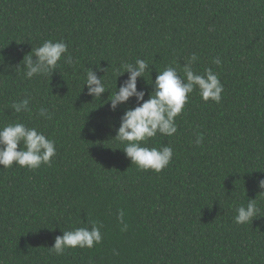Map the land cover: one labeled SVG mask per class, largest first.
<instances>
[{"label": "trees", "instance_id": "obj_1", "mask_svg": "<svg viewBox=\"0 0 264 264\" xmlns=\"http://www.w3.org/2000/svg\"><path fill=\"white\" fill-rule=\"evenodd\" d=\"M45 40H63L73 63L66 53L52 76L27 79L23 58ZM193 53L222 99L189 94L177 132L146 145L171 146L169 165L140 170L112 139L136 106L104 103L128 78L116 89L114 69L145 59L147 100L158 72L178 64L183 75ZM89 68L104 76L101 99L84 87ZM26 97L31 111L15 113ZM14 122L43 132L56 155L36 170L0 166V264H264V0H0V124ZM248 199L260 212L237 224ZM93 225L103 239L92 248H48Z\"/></svg>", "mask_w": 264, "mask_h": 264}, {"label": "clouds", "instance_id": "obj_2", "mask_svg": "<svg viewBox=\"0 0 264 264\" xmlns=\"http://www.w3.org/2000/svg\"><path fill=\"white\" fill-rule=\"evenodd\" d=\"M31 52L33 55H25L23 58L24 77L32 79L37 75L51 74L52 76L62 55L68 53V45L63 40L57 42L45 40L41 46L32 49ZM197 59L198 57L193 53L183 64V75L178 71L180 65L165 66L150 83L153 91L148 94L147 100H145V91L137 89L138 78H145L144 74L149 69L145 59L138 58L135 63H122L119 68L114 69L116 89L118 77L128 73V78L104 103L110 102V109L115 111L119 105L128 102L130 98L134 97L136 102L134 108L127 109L121 116L116 135L112 138L124 145L122 150L130 159L131 165L135 164L140 170H152L157 173L169 165L173 157L171 146L149 148L146 145L158 133L161 136H172L177 132L175 118L182 113L189 94L194 90H198L203 101L211 100L220 103L224 89L218 74L210 68L205 69L203 74L194 72L193 64ZM64 60L68 64L73 63L70 53L64 56ZM214 63L219 65L220 60L215 59ZM103 77L98 78L96 72L89 68L84 82L88 95L101 99V95L107 90ZM29 104L30 100L26 97L13 102L11 108L15 113L28 112L31 111ZM37 114L44 119H51L47 108L41 107ZM202 139L198 136L195 143L200 145ZM55 155V142L46 138L45 134L35 127H28L21 122L0 124V166L3 168L10 169L15 164L20 168L36 170L41 165H50ZM259 187L264 189V179L259 180ZM259 212L260 208L256 199H248L246 207L241 205L236 209L234 221L237 224L253 222ZM122 216L121 212L120 218ZM101 227L93 225L90 229L78 227L63 231L62 235L55 237L54 245L48 248L57 256L63 255L66 249L92 248L103 239Z\"/></svg>", "mask_w": 264, "mask_h": 264}]
</instances>
